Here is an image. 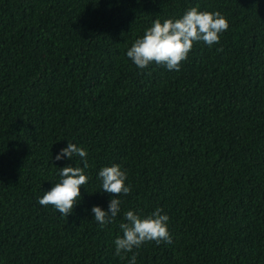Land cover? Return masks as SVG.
Wrapping results in <instances>:
<instances>
[{
  "label": "trees",
  "instance_id": "1",
  "mask_svg": "<svg viewBox=\"0 0 264 264\" xmlns=\"http://www.w3.org/2000/svg\"><path fill=\"white\" fill-rule=\"evenodd\" d=\"M194 6L227 18L218 44L195 42L179 71L127 57ZM69 141L89 179L66 217L38 201L83 167L54 159ZM113 164L131 192L101 226ZM156 208L172 243H144L136 264H264V0H0V264H129L124 213Z\"/></svg>",
  "mask_w": 264,
  "mask_h": 264
},
{
  "label": "clouds",
  "instance_id": "2",
  "mask_svg": "<svg viewBox=\"0 0 264 264\" xmlns=\"http://www.w3.org/2000/svg\"><path fill=\"white\" fill-rule=\"evenodd\" d=\"M229 27L227 18L219 11H201L199 6L190 7L179 18H168L161 21L157 18L144 34L136 39L127 50V57L138 68H147L150 64L165 66L168 70L179 71L181 63L188 59L195 42H203L211 47L220 42L221 34ZM223 51V48L217 49ZM77 155L83 159V167L68 165L60 168V180L52 188L45 191L39 199L42 206L51 205L62 216L68 217L81 199V186L88 183L85 174L87 164V150L69 141L67 147L55 155V160L72 159ZM101 191L111 194L108 209L99 205L92 207L94 219L105 226L114 221L120 212L121 195L131 192V185L127 184V172L121 165L104 166L99 170ZM169 216L162 208H156L147 216H141L135 211L124 213V221L119 228L122 232L114 240L115 254L126 258L127 253H133L129 264H136L139 249L144 243L155 241L172 243V236L168 229ZM123 254V255H122Z\"/></svg>",
  "mask_w": 264,
  "mask_h": 264
}]
</instances>
